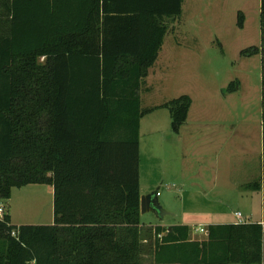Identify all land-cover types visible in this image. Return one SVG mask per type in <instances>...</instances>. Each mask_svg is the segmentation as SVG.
I'll return each mask as SVG.
<instances>
[{"label": "trees", "instance_id": "obj_1", "mask_svg": "<svg viewBox=\"0 0 264 264\" xmlns=\"http://www.w3.org/2000/svg\"><path fill=\"white\" fill-rule=\"evenodd\" d=\"M182 4L0 0V202L29 184L53 189L52 224L0 217V264H143L146 254L152 264L261 263L264 0L259 45L240 52L260 56L262 175L244 188L262 187V223L209 225L198 241L187 226L140 222V119L165 108L177 134L191 106L181 95L143 109L139 96Z\"/></svg>", "mask_w": 264, "mask_h": 264}, {"label": "rangeland", "instance_id": "obj_2", "mask_svg": "<svg viewBox=\"0 0 264 264\" xmlns=\"http://www.w3.org/2000/svg\"><path fill=\"white\" fill-rule=\"evenodd\" d=\"M259 8L260 0H183L182 13L168 24L157 60L139 91L143 109L181 95L191 99L178 134L171 131L165 108L140 119L139 192L147 196L157 191L158 203L169 213L164 220L186 222L197 239L206 233L196 228L233 224L236 213L242 216L240 222L262 220L260 201L247 198L242 184L245 168H258L260 56L240 54L259 45ZM52 202L50 185L29 184L11 190L5 213L13 225H50ZM156 219L152 212L140 213L141 223Z\"/></svg>", "mask_w": 264, "mask_h": 264}, {"label": "crops", "instance_id": "obj_3", "mask_svg": "<svg viewBox=\"0 0 264 264\" xmlns=\"http://www.w3.org/2000/svg\"><path fill=\"white\" fill-rule=\"evenodd\" d=\"M170 22H171V25H172V22H174V21L170 20L168 22V24ZM171 25H169V26H171ZM171 31H173V27H171ZM163 40H164V38H163ZM255 136H256V142L260 146V153L258 155V168L255 169V170H253V169L251 170L250 166L245 168V172H243V174H242V175H244V173H245V175L247 177V178H245L244 182L242 183L244 185L254 184V183L255 184H260V179H261V175H262V125H261V129L256 131ZM233 183L235 185H237V187L242 185V184L238 185L239 182H237V181H233ZM244 195L247 196V198H249V199H252L254 196L257 197L258 200L260 201L261 205H262L263 195H262V187L261 186L259 188H257V187H255V188L253 187V188H249V189L246 188V191H245ZM10 220L12 221L11 216H10ZM235 223H252V222H248V221L240 222V220L238 219V221L235 222ZM260 223H262V220L260 221ZM220 224H225V223L217 222V223H214L212 225H220ZM141 225H143L144 227H150L152 229H154L155 227H163V228L166 229V232L169 231L171 229V227H173V226H187L189 228V230H190V226L188 224H186V222H177V223H175V222H171V221H165L164 218H162L161 220L160 219H156V221L154 223H152V224L141 223ZM262 225H263V236H264V224H262ZM16 226H19V225H16ZM204 230L206 231V229H204ZM205 233L207 234V232H205ZM206 234H205V237L197 239L191 234V232H189V239L190 240H198V241L204 240V239H206ZM143 243H145V241H143ZM263 244H264V240L262 241V260H261L260 264H264V262H263ZM143 264H152V263L145 262Z\"/></svg>", "mask_w": 264, "mask_h": 264}, {"label": "water", "instance_id": "obj_4", "mask_svg": "<svg viewBox=\"0 0 264 264\" xmlns=\"http://www.w3.org/2000/svg\"><path fill=\"white\" fill-rule=\"evenodd\" d=\"M157 191L147 196H140V213L152 212L157 219H162L165 215H169L158 203Z\"/></svg>", "mask_w": 264, "mask_h": 264}, {"label": "built area", "instance_id": "obj_5", "mask_svg": "<svg viewBox=\"0 0 264 264\" xmlns=\"http://www.w3.org/2000/svg\"><path fill=\"white\" fill-rule=\"evenodd\" d=\"M5 212V206L3 202H0V217L4 214ZM236 218L240 219L241 218V214L240 213H236L235 214ZM195 231H199V232H206L204 229L200 228V229H195ZM12 235H14V233H12Z\"/></svg>", "mask_w": 264, "mask_h": 264}]
</instances>
